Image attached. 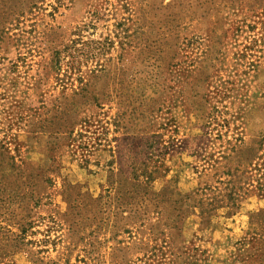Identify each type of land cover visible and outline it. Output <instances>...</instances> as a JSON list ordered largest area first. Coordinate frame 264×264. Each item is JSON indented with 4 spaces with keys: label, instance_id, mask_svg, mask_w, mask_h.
Wrapping results in <instances>:
<instances>
[{
    "label": "rangeland",
    "instance_id": "374dc122",
    "mask_svg": "<svg viewBox=\"0 0 264 264\" xmlns=\"http://www.w3.org/2000/svg\"><path fill=\"white\" fill-rule=\"evenodd\" d=\"M0 264H264V0H0Z\"/></svg>",
    "mask_w": 264,
    "mask_h": 264
}]
</instances>
